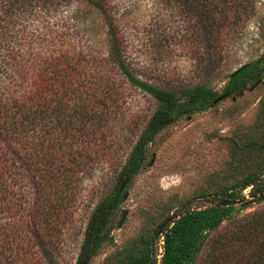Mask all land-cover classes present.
Masks as SVG:
<instances>
[{"label":"trees","instance_id":"trees-1","mask_svg":"<svg viewBox=\"0 0 264 264\" xmlns=\"http://www.w3.org/2000/svg\"><path fill=\"white\" fill-rule=\"evenodd\" d=\"M178 1L200 9L196 20L202 21L211 53V46H220L221 29L235 31L248 19L244 11L253 0ZM82 7L104 22L106 56L96 50L94 32L83 29L77 45L71 34L80 27L63 33L54 23L62 15L76 27ZM123 48L108 0H0V264H60L54 254L63 225L75 217L84 169L115 154L114 185L92 210L80 247L77 264H90L112 242L113 218L144 168L153 129L239 98L264 76L263 55L232 73L221 91L204 84L164 90L137 77ZM123 81L149 94L157 110L122 158L108 132ZM260 117L263 133L233 142L227 172L202 193L214 203L184 213L164 230L160 264H198L208 243L204 264H264V211L236 218L250 203L264 204V100ZM245 191L249 200L239 206L215 205L245 199ZM224 221L232 223L230 232L211 238ZM160 226L126 246L111 264H158L154 244Z\"/></svg>","mask_w":264,"mask_h":264},{"label":"rangeland","instance_id":"rangeland-1","mask_svg":"<svg viewBox=\"0 0 264 264\" xmlns=\"http://www.w3.org/2000/svg\"><path fill=\"white\" fill-rule=\"evenodd\" d=\"M108 1L114 24L123 39L127 63L139 79L152 86L181 90L204 84L221 91L234 71L264 55V0L252 1L250 8L244 11L248 19L243 20L238 29L228 33L220 30L221 43L211 46L213 54L208 53L202 21L196 20L200 9L193 11L191 2ZM80 10V16L77 15L80 24L76 27L75 22L62 15L54 23L63 33H75L80 27L79 33L71 34L77 45L84 39V30L94 32L96 50L106 56L104 22L100 17L90 16L84 7ZM189 10L195 12V18ZM120 86L117 113L110 120L108 135L123 158L130 153L157 110V102L124 81ZM263 100L264 76L259 85L245 91L241 97L222 100L215 107L183 117L159 131L147 146L144 168L125 190L128 198L113 218L112 242L105 245L90 264H111L116 254L147 231L153 233L168 218L176 220L188 211L211 206L214 200L203 198L202 193L213 188L212 184L218 183L227 172L232 143H242L263 133L258 127ZM114 162L115 154H109L84 169L82 183L75 193V217L63 225L54 254L60 264H77L91 212L114 185ZM244 195L249 200L248 191ZM123 211H127V216L118 228ZM262 211L264 204L250 203L238 211L236 218ZM231 224L224 221L211 238L229 233ZM159 238L154 244L158 264L163 245L162 236ZM210 245L208 243L203 250L198 264H204Z\"/></svg>","mask_w":264,"mask_h":264},{"label":"water","instance_id":"water-1","mask_svg":"<svg viewBox=\"0 0 264 264\" xmlns=\"http://www.w3.org/2000/svg\"><path fill=\"white\" fill-rule=\"evenodd\" d=\"M237 71H238V69H237L236 71H234L233 73H235V72H237ZM169 124H170V122H169V121H166V122H163V123L157 125V126L153 129V131H152V137H154L159 131H161L162 129H164L165 127H167ZM153 161H154V156H153V159H152V161H151V164L153 163ZM128 195H129V194H128L127 192L124 193L123 201H125V200L128 198ZM246 200H247L246 198H245V199H242V200H228V201H222V202H219V203H217V204H215V205H216V206H223V207L239 206V205L243 204ZM126 216H127V211H123V212L121 213L120 221H119V223H118V225H117L118 228H120V227L122 226V224H123V222H124ZM175 221H176V220H175L173 217L168 218L167 220H165V221L161 224V226L159 227V229H158V231H157V233H156L155 238L158 239L160 236H162L164 230H165L169 225L173 224ZM161 249H162V248H161ZM162 255H163V249H162V254H161V256H162Z\"/></svg>","mask_w":264,"mask_h":264}]
</instances>
